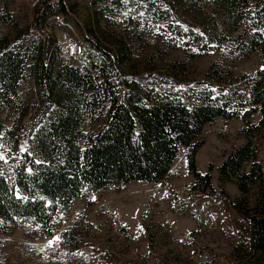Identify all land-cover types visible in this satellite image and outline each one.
<instances>
[{"label":"rangeland","instance_id":"obj_1","mask_svg":"<svg viewBox=\"0 0 264 264\" xmlns=\"http://www.w3.org/2000/svg\"><path fill=\"white\" fill-rule=\"evenodd\" d=\"M59 1L65 15L43 19L38 12L56 0H0V13L6 11L12 18L0 24V37L18 34L40 40L46 50L44 61L53 70L68 63L94 73L91 67L103 63L114 81L137 80L143 87L151 77L176 81L168 85L173 88L195 86L216 62L248 81L262 70L264 83V57L258 50L234 58L226 56V48L216 50L219 43L236 44L235 39L244 38L247 28L220 22L222 9L216 4L150 0L165 3L184 29L207 34L204 42L211 50L199 54L164 42L163 20L136 21L129 8L117 9L103 2ZM133 1L136 7L144 0ZM236 5L246 8L241 0ZM103 6L111 10L100 12ZM40 108L27 78L20 87L19 104L0 105V124L3 130L12 126L18 131L20 151L26 150L25 133ZM258 118L255 113L249 124ZM102 120V116L97 121L84 116L81 131H96ZM243 128L239 118H215L203 127L193 165L201 174H209L210 188L203 190V184L194 181L187 169V149L178 146L163 179L106 185L95 191L85 188L82 197L55 210L50 233H42L38 225L0 221V264H264V255L244 247V220L227 203L238 204L244 213L264 214V181L218 179V167L244 142ZM5 134L0 135V162L9 164L11 148ZM252 143L253 160L260 163L264 175V127L252 134ZM249 162L241 173L248 172Z\"/></svg>","mask_w":264,"mask_h":264},{"label":"trees","instance_id":"obj_2","mask_svg":"<svg viewBox=\"0 0 264 264\" xmlns=\"http://www.w3.org/2000/svg\"><path fill=\"white\" fill-rule=\"evenodd\" d=\"M89 1L129 8L136 21L163 20L161 38L170 47L194 49L199 54L211 50L204 42L206 33L184 29L161 1L144 0L136 7L133 0ZM179 1L216 4L222 9L220 22L247 27L245 37L235 39L236 44L217 45L216 50L226 48L228 58L255 50L264 57V0H241L244 9L237 8V0ZM99 10L106 13L111 7ZM38 15L43 19L65 15V8L56 0L42 7ZM11 21L8 12L0 13V24ZM45 51L38 39L18 34L0 37V105L19 104L25 78L32 82L41 104L36 121L25 133V151L17 147L18 131L12 126L3 130L0 124V135L6 133L11 148L10 163L0 162V221L38 225L42 233H50L55 210L82 197L85 188L95 191L106 185L163 179L178 146L187 149V169L194 181L203 184L202 189L210 188L209 174L196 171L193 156L202 144L203 127L215 118L241 119L244 128L240 133L245 135L244 142L218 167V179L254 177L253 183L264 181L260 163L253 160L252 143V134L264 127L262 70L248 81L216 62L195 86L173 88L168 85L176 81L151 77L143 87L137 80L114 81L103 63L91 67L94 73L68 63L53 70L44 61ZM255 113L258 121L249 124ZM84 116L94 121L102 116L103 123L96 131H81ZM248 162V172L241 173ZM227 203L244 220V247L264 255V214L244 213L238 204Z\"/></svg>","mask_w":264,"mask_h":264}]
</instances>
